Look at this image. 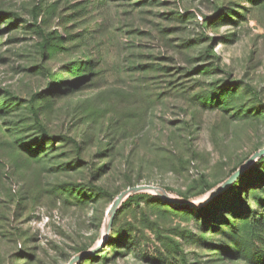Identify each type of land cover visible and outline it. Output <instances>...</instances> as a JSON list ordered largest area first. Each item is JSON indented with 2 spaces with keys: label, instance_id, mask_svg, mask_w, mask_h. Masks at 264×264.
Segmentation results:
<instances>
[{
  "label": "rangeland",
  "instance_id": "1",
  "mask_svg": "<svg viewBox=\"0 0 264 264\" xmlns=\"http://www.w3.org/2000/svg\"><path fill=\"white\" fill-rule=\"evenodd\" d=\"M263 148L264 0H0V264H264Z\"/></svg>",
  "mask_w": 264,
  "mask_h": 264
},
{
  "label": "water",
  "instance_id": "2",
  "mask_svg": "<svg viewBox=\"0 0 264 264\" xmlns=\"http://www.w3.org/2000/svg\"><path fill=\"white\" fill-rule=\"evenodd\" d=\"M262 153H264V148L256 151L245 163H243L238 169H236L233 173H231L214 191L212 194L222 192L226 187H228L247 167V164L253 160L255 157L260 156ZM152 191L156 193L161 199L167 201V202H175V200L170 197L168 194H166L161 188L157 186H151V185H139L134 187H129L123 191H121L116 198L113 200L111 207L109 209V222L107 227L110 225L112 216L114 212L117 210L119 204L122 202V200L128 196L131 193L138 192V191ZM187 206H197L196 204H192L190 202L186 203ZM88 256V254H77L74 257H72L67 264H75L78 260L82 259L83 257Z\"/></svg>",
  "mask_w": 264,
  "mask_h": 264
},
{
  "label": "trees",
  "instance_id": "3",
  "mask_svg": "<svg viewBox=\"0 0 264 264\" xmlns=\"http://www.w3.org/2000/svg\"><path fill=\"white\" fill-rule=\"evenodd\" d=\"M32 100H33V96L30 98V102H31V104H30V112H31V119H32V121H33V123H34V125L39 129V131L41 132V134L43 135V136H46L47 138H50V137H48V134L46 133V131H45V129H44V127L42 126V124H41V121H40V119H39V115H38V113H37V108L32 104ZM259 158H264V154L263 155H261ZM233 173V172H232ZM242 175L243 174H240L228 187H226L224 190H227V189H229L230 187H232L236 182H237V180L238 179H240L241 177H242ZM166 190V189H165ZM224 192V191H223ZM142 192H138V194H141ZM93 256H96V255H93Z\"/></svg>",
  "mask_w": 264,
  "mask_h": 264
}]
</instances>
